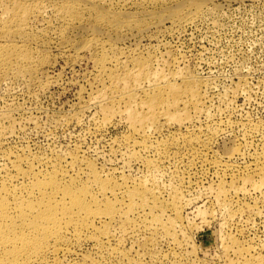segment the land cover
<instances>
[{
	"label": "rangeland",
	"instance_id": "374dc122",
	"mask_svg": "<svg viewBox=\"0 0 264 264\" xmlns=\"http://www.w3.org/2000/svg\"><path fill=\"white\" fill-rule=\"evenodd\" d=\"M90 1L0 0V264H264V0Z\"/></svg>",
	"mask_w": 264,
	"mask_h": 264
},
{
	"label": "bare ground",
	"instance_id": "6f19581e",
	"mask_svg": "<svg viewBox=\"0 0 264 264\" xmlns=\"http://www.w3.org/2000/svg\"><path fill=\"white\" fill-rule=\"evenodd\" d=\"M83 1H84V0H83ZM87 1H88V0H87ZM89 1H90V0H89ZM193 2L195 3V1H193ZM90 3H91V1H90ZM169 9H170V8H169ZM177 10H178V9H177ZM180 10H181V8H180ZM181 13H182V12H181ZM175 14H176V13H175ZM148 64H149V63H148ZM148 64H147V65H148ZM143 66H144V65H143ZM145 68H146V67H145ZM132 70H133V69H132ZM132 70H131V71H132ZM135 70H136V68H135ZM146 70H147V69H146ZM154 70H155V69H154ZM133 71H134V70H133ZM158 71H159V70H158ZM128 72H129V71H128ZM139 72H140V71H139ZM139 72H138V74H139ZM153 72H154V71H153ZM149 73H150V72H149ZM154 73H156V72H154ZM158 73H159V72H158ZM133 74H135V73H133ZM138 74H137V75H138ZM135 75H136V74H135ZM137 75H136V76H137ZM141 75H142V74H141ZM147 75H148V74H147ZM153 75H154V74H152V76H153ZM124 76H125V75H124ZM155 76H157V75H155ZM164 76H165V75H164ZM167 76H168V75H167ZM128 77H129V76H128ZM146 77H147V76H146ZM148 77H149V76H148ZM155 78H156V77H155ZM155 78H154V79H155ZM157 78H159V77L157 76ZM164 78H165V77H164ZM121 79H122V78H121ZM151 79H152V78H151ZM154 79H153V80H154ZM166 79H167V78H166ZM122 80H123V79H122ZM153 80H152V81H153ZM146 81H148V80L146 79ZM149 81H150V80H149ZM149 81H148V82H149ZM152 81H150V82H152ZM112 82H113V81H112ZM134 82H135V80H134ZM153 82H156V81H153ZM123 83H124V82H123ZM136 83H137V81H136ZM125 84H127V83H125ZM111 85H112V84H111ZM111 85H110V86H111ZM126 86H127V85H126ZM127 88H128V87H127ZM113 90H114V88H113ZM123 90H124V89H123ZM123 90H122V92H123ZM115 91H116V90H115ZM125 91H127V89H126ZM112 94H113V93H112ZM133 94H134V93H133ZM184 94H185V93H184ZM193 94H194V93H193ZM191 95H192V94H191ZM112 96H113V95H112ZM120 96H122V95H120ZM135 96H136V95H135ZM131 97H132V95H131ZM192 97H193V96H191V98H192ZM102 98H105V97H102ZM134 99H135V98H134ZM132 100H133V98H132ZM141 101H142V100H141ZM143 101H144V100H143ZM134 102H135V100H134ZM134 102H133V103H134ZM175 102H176V100H175ZM141 103H142V102H141ZM149 103H150V101H149ZM149 103H147V105H148ZM186 103H187V102H186ZM143 104H144V102H143ZM145 105H146V104H145ZM149 106H151V104H150ZM152 106H154V105H152ZM152 106H151V108H152ZM147 107H148V106H147ZM148 108H149V107H148ZM151 108H150V110H151ZM154 108H155V107H154ZM152 109H153V108H152ZM156 110H157V109H156ZM156 110H155V111H156ZM147 116H151V115L149 114V115H147ZM147 116L145 117V120L149 118V117L147 118ZM138 118H139V120H137V122H139V121L141 120V118H142L141 121H144V120H143L144 117H141V118L138 117ZM138 118L135 117V119H138ZM135 119H134V121H135ZM149 119H150V118H149ZM132 120H133V118H132ZM141 121H140V122H141ZM135 122H136V121H135ZM135 122H134V123H135ZM135 124H136V123H135Z\"/></svg>",
	"mask_w": 264,
	"mask_h": 264
}]
</instances>
